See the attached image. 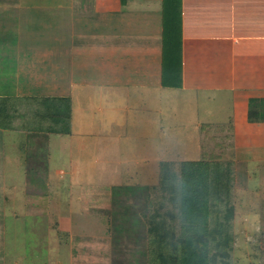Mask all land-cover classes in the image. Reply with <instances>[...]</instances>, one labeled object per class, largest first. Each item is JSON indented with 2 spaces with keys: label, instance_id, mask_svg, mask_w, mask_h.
Wrapping results in <instances>:
<instances>
[{
  "label": "crops",
  "instance_id": "obj_1",
  "mask_svg": "<svg viewBox=\"0 0 264 264\" xmlns=\"http://www.w3.org/2000/svg\"><path fill=\"white\" fill-rule=\"evenodd\" d=\"M2 97L17 118L0 126V264L5 220L15 231L22 215L49 235L52 264H147L142 202L122 197L147 187L113 185L114 173H141L117 169L119 143L131 129L165 137L170 120L208 132L193 166L220 158L257 169L264 0H0ZM13 161L23 165L19 184L6 182Z\"/></svg>",
  "mask_w": 264,
  "mask_h": 264
},
{
  "label": "rangeland",
  "instance_id": "obj_2",
  "mask_svg": "<svg viewBox=\"0 0 264 264\" xmlns=\"http://www.w3.org/2000/svg\"><path fill=\"white\" fill-rule=\"evenodd\" d=\"M11 16L13 17V15ZM26 102L28 107L33 106L32 103ZM36 104L38 105V103ZM28 114L30 115L31 112ZM169 121L170 120L164 121L166 124L163 125L164 129H166L165 137L160 136L161 138L158 137L156 140L151 138L144 139L142 137L139 139V136H136L137 132L139 134V131L134 133L132 129L128 131L127 138L119 143V145L124 148V152L114 157L118 165L117 169L125 168V163L127 162V165L135 166L141 173H114L113 185H116V187L121 184L144 185L145 188L147 187L142 193H139V189H136L134 191L136 197L131 194V189L128 191L123 190L122 193V197L126 202H142L141 205L139 204L137 206V209L138 212L141 211L143 215L147 208L146 194L149 191V187L157 185L158 183V174H147L146 172L151 168L157 171L159 166L169 162L165 161L166 159L177 158L179 162L175 163V161H172L174 164L171 163L168 167L173 168V172H175L174 175L171 174L169 178L164 177L163 184H158V187L161 186L159 188L156 186V189L153 190L157 200V202H153V207L157 208L159 211L158 221H160L165 232L174 234V238L189 237L191 233H194L197 237L200 235V232L196 235L195 232L189 228L191 225L195 226V222L191 220H203L208 223V226L211 221L213 222L214 217L215 219L218 217V220L223 222V230L228 233L230 254L226 259L229 263L264 264V162H261L259 166H257V169H253L251 165L250 170L253 172L247 174L244 171L246 167L235 166L234 164L228 163L227 160L220 158L211 160V165L213 163L223 164L221 166L222 173H227V176L230 175L231 180H226L227 176H223L218 180L221 190H219L220 194L217 195L211 194L208 191V184L203 185V188L206 189L204 190L205 192H203V199L201 202H193L191 205L185 206V213L179 212L176 206L177 203L171 201L170 198V201L166 199L170 192L167 190H170L172 186H176V188L179 187V184L187 180L188 176L194 178V175H187L188 171L193 169L192 166L194 162L189 160L200 158V148L206 149L210 139L206 138V133H208L206 129H195L194 127L184 125L179 126L178 123H175V126L172 121ZM202 128H205V126H202ZM175 129H178L177 133L174 132ZM7 136L6 150L10 153L12 151L13 154L17 153L14 145H12L13 140L10 137L11 134L8 133ZM204 144L206 145L205 148L203 146ZM50 153H52V151ZM57 153L61 154V152ZM195 153L197 155H195ZM54 157L61 161L59 157ZM226 161L228 164H226ZM52 162L54 163L55 159L51 160V164L47 163V166H52ZM205 162L204 160V162L199 163V165H203ZM251 162V164H254L253 161ZM13 166L15 171L12 172L11 168H13ZM226 167H228L230 171L226 169ZM7 170L8 172L5 174L7 184L10 183V180H14L19 184L23 179V165L20 164L19 161H13L11 166L6 167L5 173ZM161 172L162 169L159 174ZM183 172H185V174H180ZM19 187L20 185L18 188ZM162 188L165 189V192L163 191V193H160L159 190ZM223 189L227 192H224ZM7 192L10 191L7 189ZM150 203H152L151 200ZM169 203L173 209L171 214L168 212L170 207ZM183 214L184 217L182 216ZM185 214L188 215V220H185ZM8 218L9 217L5 220V230L3 233L7 264H52L54 262L52 256L56 257L57 252H47L46 243L48 242L49 235L40 231L39 228L38 230H32L30 227L28 228L27 218L23 217V215L21 218L18 217V221H14L16 230L13 231L11 227L12 223L8 221ZM50 223L51 222H49V224ZM29 224L31 225L33 223ZM32 227H36V224H33ZM64 236L60 237L61 245L58 248L59 257L62 256L61 260L65 257L62 244L65 240Z\"/></svg>",
  "mask_w": 264,
  "mask_h": 264
},
{
  "label": "trees",
  "instance_id": "obj_3",
  "mask_svg": "<svg viewBox=\"0 0 264 264\" xmlns=\"http://www.w3.org/2000/svg\"><path fill=\"white\" fill-rule=\"evenodd\" d=\"M13 106L12 99L8 97L0 98L1 127H12L14 117L17 118ZM211 162L212 161H206L203 165L192 166L193 169H190L187 175H194V178L188 176L187 180H184L179 184V187L176 188V186H172L170 190H167L170 192L166 199L169 200L170 198L171 201H175L179 212L185 213V206L191 205L193 202H201L203 199V192H205L204 190L206 189L203 188V185L205 184H208V191L211 194H220L219 190L221 189L218 180L223 176L226 177L227 173H222L221 166L223 164L213 163L211 165ZM167 165L168 163H165L162 172L158 175L157 185L149 187V191L146 194L147 208L145 210L146 212L143 213V216L146 220L148 237L147 264H230L226 259L230 254L228 233L223 230V222L219 221L218 217L216 219L214 217L213 222L211 221L208 226V223L203 220H191L195 222V226L191 225L189 228L192 229L196 235L200 232V235L197 237L194 233H191L189 237L174 238V234H168L165 232L160 221H158L159 211L157 208L153 207V202H157L153 190L156 189V186L157 188L161 186L158 187V184H163L164 177L169 178L171 174L174 175L175 172H173V168H168ZM226 169L229 170L228 167H226ZM180 174H185V172ZM226 180H231L230 175L227 176ZM164 190L165 189L162 188L159 192L163 193ZM223 191L227 192L224 189ZM150 200L152 203H150ZM172 210L170 204L168 211L169 214H171ZM182 216L184 217V214ZM187 217L188 215L185 214V220H188Z\"/></svg>",
  "mask_w": 264,
  "mask_h": 264
}]
</instances>
